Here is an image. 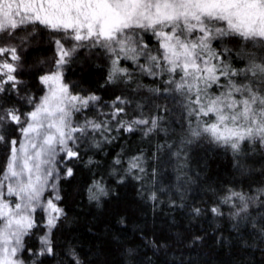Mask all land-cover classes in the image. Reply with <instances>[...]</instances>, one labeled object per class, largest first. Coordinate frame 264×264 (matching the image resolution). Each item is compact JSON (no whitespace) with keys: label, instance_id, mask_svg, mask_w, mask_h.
Here are the masks:
<instances>
[{"label":"snow or ice","instance_id":"1","mask_svg":"<svg viewBox=\"0 0 264 264\" xmlns=\"http://www.w3.org/2000/svg\"><path fill=\"white\" fill-rule=\"evenodd\" d=\"M45 43L53 57L29 63V50ZM89 65L102 70V83L66 79ZM137 128L145 136L163 132L156 153L166 148L170 155H153L151 167L143 151L128 156L123 147L110 164L97 158H108L121 130ZM202 146L230 151L235 176L208 181L215 199L197 206L187 197L205 175L191 163ZM257 153L264 177V0H0V264H108L102 246L90 259L78 237L54 240L71 223L64 185L82 167L97 206L115 191L104 175L121 185L134 179L153 211L166 203L186 210L189 224L205 213L229 220L233 236L212 231L231 264H264V179L248 191L237 180L252 174L247 161ZM172 157L174 178L165 167ZM139 235V244L115 238L125 257L120 264H161L143 248L157 254L170 245ZM207 238L193 233L188 243Z\"/></svg>","mask_w":264,"mask_h":264},{"label":"trees","instance_id":"2","mask_svg":"<svg viewBox=\"0 0 264 264\" xmlns=\"http://www.w3.org/2000/svg\"><path fill=\"white\" fill-rule=\"evenodd\" d=\"M27 55L29 63H31L32 58L38 56L50 60L54 52L45 43L44 47L39 50L34 47L31 48ZM101 75L102 70H98L94 65H89L85 69L79 67L71 69L66 74V79L76 80L87 76L89 83L94 84L97 81L102 83L100 80ZM145 82L150 83V78H145ZM33 90L35 91L34 87ZM103 95L106 100L113 98L107 93ZM128 111L131 114L133 109L129 108ZM144 111L148 113L152 109L146 106ZM136 114H139L138 110ZM176 116L178 118L179 114L176 113ZM169 122L172 127L177 126L171 116L169 117ZM166 139L165 134L159 130L147 136L144 135L143 128H137L132 133L121 130L119 139L107 148L108 158L103 155H99L97 158L106 160L110 164V157H114L120 151V148L123 147L128 156L136 155L138 151H143L149 166H157L152 159L153 155H159L162 160L170 155L166 148L162 149L160 153H156V146L164 143ZM194 157V161L191 162L192 166H199L205 175L198 178L199 184L192 186V191L187 199L190 203L195 202L199 206L200 201L215 199L210 197L206 191L208 181L228 183L235 176V172L231 164V152L222 148L212 151L202 146L194 153ZM205 161H207L206 169L204 168ZM258 161L259 153L253 159L247 161L252 167V174L237 178L238 183L245 191L249 190V184H251L252 189L260 187L259 181L264 179L260 175L261 165ZM174 163L175 157H172V163L165 166L167 174L173 178L175 177L172 167ZM93 171L97 170L93 168ZM105 171L106 169L102 167L99 170V174L103 175ZM104 178L115 191L102 198L103 206H97L95 201L88 199L87 186L91 183L88 167H82L79 175L70 179L64 185L67 211L71 223L62 226L59 232H54V240L56 242L59 243L63 238L69 236L78 237L80 247L88 252L90 259L93 258L94 250L102 246L107 253L105 259L108 264H120L125 257L115 238L119 237L122 241H134L139 244V233L143 231L147 237H156L158 243L164 242L170 245L171 251L157 254H153L150 246L145 245L143 248L144 255L152 260L160 261L161 264L164 259L170 261L183 259L185 262L191 259L195 264H231L233 257L228 252L227 247L221 248L216 243L217 234L212 231L213 228H218L219 232L225 237L233 236L234 231L231 229L229 220H215L211 213H205L204 218L189 224L186 210L184 209L174 210L165 203L153 211L151 202L145 201L138 195L139 182L134 179L121 185L109 175H104ZM232 186L235 187L236 185L233 184ZM224 211L227 212L229 209L225 207ZM120 215L127 217V224L122 225L119 223ZM193 233L196 235L206 234L208 238L203 243L191 245L188 243V239ZM181 238H183V243H180ZM38 244V240L34 239L30 246L36 247ZM185 246L191 250L185 251ZM252 258L260 261V253L254 252ZM44 264H54V262L45 260Z\"/></svg>","mask_w":264,"mask_h":264}]
</instances>
